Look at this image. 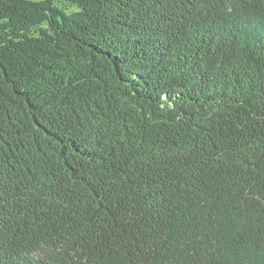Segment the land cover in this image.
Here are the masks:
<instances>
[{
	"label": "trees",
	"instance_id": "1",
	"mask_svg": "<svg viewBox=\"0 0 264 264\" xmlns=\"http://www.w3.org/2000/svg\"><path fill=\"white\" fill-rule=\"evenodd\" d=\"M0 0V264H264V0Z\"/></svg>",
	"mask_w": 264,
	"mask_h": 264
},
{
	"label": "rangeland",
	"instance_id": "2",
	"mask_svg": "<svg viewBox=\"0 0 264 264\" xmlns=\"http://www.w3.org/2000/svg\"><path fill=\"white\" fill-rule=\"evenodd\" d=\"M57 1V4L60 6V7H62V8H66V9H68V10H73V8L72 7H67V4H64L63 2H62V0H56Z\"/></svg>",
	"mask_w": 264,
	"mask_h": 264
}]
</instances>
